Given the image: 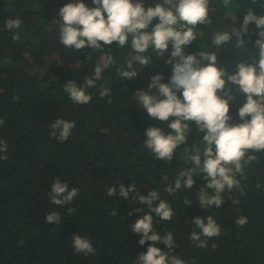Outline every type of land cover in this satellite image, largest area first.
I'll return each instance as SVG.
<instances>
[{
	"label": "trees",
	"instance_id": "1",
	"mask_svg": "<svg viewBox=\"0 0 264 264\" xmlns=\"http://www.w3.org/2000/svg\"><path fill=\"white\" fill-rule=\"evenodd\" d=\"M71 2L0 0V120L4 121L0 142L7 144V150L0 151V264H138L139 254L147 252L152 242L140 245L142 236L131 232L130 225L145 214L153 215L158 234H173L172 249L163 243L156 246L186 264H264V150L246 152L245 160L248 156L256 159L243 164L244 175L235 177L240 187L226 188L220 207H201V190L209 196L215 192L207 188L205 174L187 158L185 149L191 150L194 144L203 148L206 133L199 132L195 122H187L186 143L177 147L171 161L157 160L145 144L146 129L160 127L166 134L172 130L168 122L149 117L135 95L137 89L148 90L154 75H162V83L169 81L173 71L166 61L171 44L163 57L149 49L144 55H150L152 62L145 66L135 63L133 69H127L128 60L135 55L131 36L123 47L115 42L100 50L67 47L60 41L56 21L59 9ZM84 2L95 7L92 0ZM157 2L162 0H144L146 8ZM250 7L264 15V8L252 0H232L227 7L223 0H210L211 23L193 29L196 40L185 47L186 54L215 53L219 66L229 73L241 61L251 62L258 31L254 22L244 37L246 49L235 46V35L221 49L212 44L213 33L238 31ZM17 17L20 26L8 29L6 21ZM157 22L158 18L153 21ZM108 52L113 63L93 87L86 88L90 102H74L65 91L66 83L84 87L85 78L94 75L95 67L103 66ZM121 67L135 70L137 76L122 78ZM228 87L235 97L230 101V123L239 124L246 95L233 85ZM104 89L109 94L101 96ZM56 119L75 123L64 142L51 135ZM187 169H195L193 188H185L182 180L178 191H166L169 185L175 188L180 173ZM56 179L69 190L78 189L72 202L51 203L49 192ZM120 184L135 186L128 199L119 195ZM113 187L116 195L109 196ZM154 190L159 199L151 208L161 200L167 202L174 213L170 221L159 220L147 204H140L139 197ZM137 208L141 212H135ZM51 212L60 214V223L46 222ZM197 216H212L221 228L219 236H201L206 247H198V241L190 239L194 229L199 231L192 223ZM241 217L247 220L243 226L237 224ZM74 234L89 239L95 254H77Z\"/></svg>",
	"mask_w": 264,
	"mask_h": 264
},
{
	"label": "clouds",
	"instance_id": "2",
	"mask_svg": "<svg viewBox=\"0 0 264 264\" xmlns=\"http://www.w3.org/2000/svg\"><path fill=\"white\" fill-rule=\"evenodd\" d=\"M253 4H259L264 8V0H252ZM95 7L88 6L84 0H73L59 9L58 24L59 37L63 45L74 47L77 50L93 48L100 50L105 46H111L113 42L118 47L128 43L131 36V47L135 55L127 62V69H133L135 63L141 66L149 65L151 56L144 55L152 50L157 56L163 57L169 50L172 51L166 63L172 65L173 74L167 83H162L160 74L151 77L148 90L137 89L135 95L149 117L162 122H168L172 130L165 133L160 127L146 129L147 139L145 144L156 156L157 160L171 161L174 151L178 146L185 144L189 136V124L195 122L199 132L203 135L201 148L193 145L191 150L185 149L187 158L196 168H200L205 174L207 188L213 189L215 194L209 196L201 190L200 205L208 208L213 205L220 207L223 203L222 194L227 188L229 191L240 187V181L236 174L244 175L243 164L255 160V156H248V150H264V15H257L250 7L244 16L242 25L238 31L230 34L227 31L213 33L212 44L217 48L229 45L232 36L235 35L238 49H246L244 39L249 33V25L254 22L257 37L253 42L254 54L251 62L241 61L236 65L234 73H229L224 67L219 66L215 53L200 51L198 54H186L185 47L196 40L194 28L199 24H210L209 19L210 0H162L154 6L145 7L144 0H92ZM227 7L232 0H223ZM214 11V9H213ZM158 18L157 23L153 21ZM21 20L8 19V29L18 28ZM180 24V28L177 25ZM102 42V43H101ZM113 63L110 52L106 54L103 66L94 69L91 78H85V86L78 87L74 82L66 83L65 91L70 98L81 105L88 104L91 96L86 94V88H91L96 81L101 79L105 68ZM122 78L129 80L137 76L135 70L119 69ZM226 77V79H225ZM233 85L237 90L246 95V102L239 109L241 123L232 124L230 121V101L235 97L231 95ZM155 89L156 92H152ZM109 94V89H104L101 96ZM250 117V119H249ZM170 118H172L170 120ZM4 121L0 120V125ZM75 127L74 122L56 119L51 124V135L61 142L66 141ZM0 151L7 150L6 142ZM243 161V163H242ZM187 169L180 173V178L175 181V188L169 185L166 189L169 193L178 191L183 186L193 188L196 181L193 179V171ZM165 179H167L165 177ZM259 188L260 185L257 184ZM135 186H119V195L124 199L129 198V193ZM116 188L108 190L109 196L116 195ZM50 193L52 204L61 206L73 201L79 194L78 189L72 188L59 179L53 183ZM159 199L156 190L148 196L139 197L140 204H147L150 208L154 200ZM239 201H234L238 203ZM186 204L191 205L189 201ZM159 220L170 221L173 217V209L163 200L157 207L151 208ZM135 212H141L140 208ZM133 213H129L132 215ZM49 224H58L61 217L58 212H51L46 216ZM247 222L241 217L237 224L243 226ZM195 229L190 233V239L198 241V247H206L207 243L201 236L212 238L219 236L221 228L212 216L206 218L195 217L192 220ZM131 232L139 234L142 238L140 245L151 241L147 252L140 253L138 264H186L177 256H170L168 251L157 247V243H163L168 249H172L175 241L171 232L161 236L154 231V218L151 214L142 215L130 225ZM73 247L77 254H95L92 242L81 235H73Z\"/></svg>",
	"mask_w": 264,
	"mask_h": 264
},
{
	"label": "rangeland",
	"instance_id": "3",
	"mask_svg": "<svg viewBox=\"0 0 264 264\" xmlns=\"http://www.w3.org/2000/svg\"><path fill=\"white\" fill-rule=\"evenodd\" d=\"M6 62V61H5Z\"/></svg>",
	"mask_w": 264,
	"mask_h": 264
}]
</instances>
